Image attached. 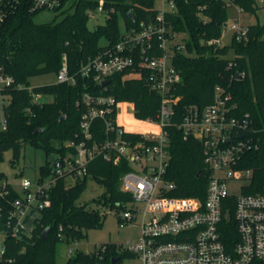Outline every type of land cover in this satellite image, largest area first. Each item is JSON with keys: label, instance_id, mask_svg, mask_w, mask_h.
<instances>
[{"label": "trees", "instance_id": "trees-1", "mask_svg": "<svg viewBox=\"0 0 264 264\" xmlns=\"http://www.w3.org/2000/svg\"><path fill=\"white\" fill-rule=\"evenodd\" d=\"M69 1L68 7L63 8ZM99 1L61 0L60 7L55 10L60 11V18L48 23H35L38 12L30 11L27 3L17 5L7 13L0 26V64L4 72L13 77L14 86L21 85L23 89L11 87L0 92L9 98L2 108L6 127L0 129V159L5 151L11 150L13 163L25 145L31 144L46 152V164L40 168V173H47L48 156L62 152L64 144L79 133L80 109L75 102L86 92L105 93L117 102L133 103V114L137 119L155 118L159 95L150 89L149 72L137 67L110 77L105 91L91 79L80 77L73 86L54 83L27 90L30 78L57 74L63 55L69 73L75 75L82 63L114 46L131 27L140 22L149 23L155 17L154 0H102L105 21L90 30L87 26L89 14L96 12ZM174 2L173 13L165 16L166 25L169 34L178 37L177 42L183 49L175 52L172 58L173 67L180 74V83L175 90L178 98L173 105L175 116L166 128L169 138L166 178L176 184L170 196L205 199L209 173L203 164L201 145L194 138L184 139L177 124L184 106L210 103L215 86L229 89L238 113L250 114L259 147L247 153L241 162V167L250 169L252 174L243 189L245 194H264V23L257 19L249 24L246 38L241 41L231 39L225 46L208 44L221 37L229 7L236 6L243 14L255 17L260 7L255 0ZM119 19L123 29L119 27ZM229 52H232V58L227 57ZM230 61L234 65L228 67ZM237 72H243L245 76L235 78ZM33 95H50L53 101L39 103L33 101ZM125 138L135 140L138 137L125 135ZM130 169L124 160L114 165L98 157L89 163L87 175L73 186L66 187L64 179H60L50 193V207L40 213L36 232L27 240L8 239L6 257L10 262L2 264H57L59 243L80 242L85 238V231L103 223L104 214L97 209L76 204L86 179L91 178L104 188L94 200L96 204L109 205L121 213L131 196L120 190V178ZM0 179L3 178L0 176ZM14 197L15 193H12L8 198L0 199V231L5 222L2 212ZM233 207V198L223 200L222 221L218 227L228 252L238 240ZM46 229L47 235L42 239ZM130 257L120 246L105 244L93 253L78 250L67 263L120 264Z\"/></svg>", "mask_w": 264, "mask_h": 264}, {"label": "built area", "instance_id": "built-area-1", "mask_svg": "<svg viewBox=\"0 0 264 264\" xmlns=\"http://www.w3.org/2000/svg\"><path fill=\"white\" fill-rule=\"evenodd\" d=\"M154 1L153 21L131 27L114 46L82 63L75 75L69 73L63 55L56 83L73 86L77 77L88 78L105 91L107 85L103 86L102 82L109 81L110 77L136 67L146 70L150 74V89L159 95L155 118L137 119L132 113L126 121L122 105H131L133 112V103L117 102L105 93H83L75 102L80 109L79 133L64 144L62 152L50 155L52 163L48 162L47 173H40L34 181L21 180V195L5 179H0V199L15 193L9 207L2 212L5 222L0 231V264L10 262L6 257L8 239L27 240L36 232L40 213L50 207V193L57 182L67 177H72L75 183L83 179L89 163L98 157L114 165L124 160L131 167L120 178V190L131 196L133 205L121 212L119 224L134 225L138 217L141 223L136 240L120 246L131 255L129 259L138 264L264 262V194L244 193L243 188L252 174L250 169L241 167L245 155L258 149L259 140L250 114L237 112L229 89L215 86L212 101L207 105L184 106L177 124L184 139L194 138L201 145L203 164L209 173L204 201L170 196L176 184L166 178L169 160L166 128L175 116L173 105L178 99L175 90L180 83V74L173 67L172 58L183 46L177 42L175 34H169L166 25L165 16L173 13L174 0ZM255 1L264 8V0ZM22 3H27L32 12L55 11L61 0H0V26L7 13ZM102 6L100 0L96 12L102 14ZM233 7L238 16L225 26L231 39L241 41L246 38L248 25L256 21H243L241 9ZM208 44L220 46V38ZM232 65L230 61L228 67ZM244 76L243 72L235 74L238 79ZM11 87L23 89L21 85L14 86L13 77L6 74L0 64V92ZM32 97L36 101L40 96ZM5 127L3 117L0 129ZM125 135L138 138L126 139ZM99 137L102 139H97ZM229 180L246 182L238 196L227 194ZM227 197L234 199L233 219L238 233V240L229 252L218 231L223 200ZM76 251L69 247L66 261L61 264H68ZM120 264L133 263L123 261Z\"/></svg>", "mask_w": 264, "mask_h": 264}, {"label": "rangeland", "instance_id": "rangeland-1", "mask_svg": "<svg viewBox=\"0 0 264 264\" xmlns=\"http://www.w3.org/2000/svg\"><path fill=\"white\" fill-rule=\"evenodd\" d=\"M70 1L63 7L67 8ZM238 14L234 7H229L227 11V22L232 18L237 17ZM241 19L247 23H253L257 19L259 22H264V8H260L257 11L256 17L242 14ZM60 18V11H40L34 17L35 23H48ZM105 21L104 15L98 12L90 13L87 26L90 30H93L97 25H102ZM119 27L123 29V22L119 19ZM231 33L227 31L226 26L222 28L220 37V46H225L230 43ZM228 58H232V52L227 55ZM56 83V74L50 73L45 75H39L32 77L28 80L30 88L40 87L44 85ZM53 101V97L50 95H41L36 102L49 103ZM9 102V98L0 94V122L3 118V110ZM122 112L126 114L124 119L129 121L132 112L131 105L123 107ZM13 153L11 150L4 152L2 159H0V176L10 184L18 195L22 194L20 182L23 179L34 181L40 177V168L46 164V152L31 144L25 145L21 150L19 158L15 162H11ZM64 184L67 187H71L75 184L72 177L64 179ZM227 194L229 196H238L241 193V188L246 185L244 180H229L227 182ZM104 191L101 184L97 183L91 178L86 179V184L83 192L76 201L77 205H86L89 208L97 209L100 213L104 214V220L101 226L85 231V238L75 244L59 243L56 247V262L61 264L66 261V251L69 247L74 250H79L84 253H93L99 246L105 244H114L117 246H125L127 243H133L139 235L141 218L138 217L134 225L126 224L120 226L118 223V217L121 214L115 208H111L109 205H98L94 202ZM133 202L130 200L125 203L127 208H130ZM142 210V208H141ZM124 262H131L138 264L137 261L132 259H124Z\"/></svg>", "mask_w": 264, "mask_h": 264}, {"label": "water", "instance_id": "water-1", "mask_svg": "<svg viewBox=\"0 0 264 264\" xmlns=\"http://www.w3.org/2000/svg\"><path fill=\"white\" fill-rule=\"evenodd\" d=\"M130 17H132V16L130 15ZM108 83H109V81H104V82H102V85L105 86ZM47 160L49 163H52V157L49 156ZM47 231H48V229H46L45 233L42 235V239H44L46 237Z\"/></svg>", "mask_w": 264, "mask_h": 264}]
</instances>
